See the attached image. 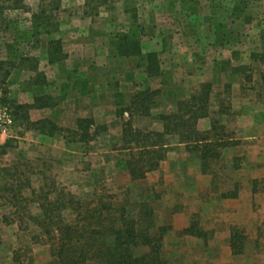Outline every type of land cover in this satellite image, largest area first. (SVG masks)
Segmentation results:
<instances>
[{"label":"rangeland","instance_id":"374dc122","mask_svg":"<svg viewBox=\"0 0 264 264\" xmlns=\"http://www.w3.org/2000/svg\"><path fill=\"white\" fill-rule=\"evenodd\" d=\"M42 1L48 4L52 0H22L23 7L18 10H14L10 3L4 5L3 23L0 25V62L17 64L21 56L34 59L38 61L40 69L47 70L52 81L53 73L47 68L52 63L41 49L49 38L44 35L33 36L35 32L31 30V16L38 12ZM57 1L60 2V9L53 14L57 15L62 31L59 30L52 37L59 38L61 34L64 43L71 46L74 43L82 44L80 38L85 37L88 31L95 38L90 45L99 48L95 59L105 65L98 72L90 71L88 76L95 81L100 77L104 84L100 87L107 92L120 88L130 95L147 87L141 69L133 68L134 59L124 63V60L112 56L117 34L130 28L133 21L141 30L144 51L163 52L159 53L162 72H166L165 77L172 74L175 84H179L182 74L195 70L193 67L183 68L180 63L166 69L169 63L165 53L177 45L214 47L226 43L230 46H249V49L264 46V0ZM122 11L126 17L121 15ZM195 31L199 32L198 36ZM208 57L211 58V55ZM244 58L243 64L248 58L253 64L249 63L247 71L246 67L238 71L248 75L251 82L254 81L249 85L250 96L253 97L261 88V84L256 82L264 65L255 63L257 58ZM204 68L206 72L208 67ZM7 69L9 65H4L0 79ZM16 76L17 73H14L4 85L0 81V101L4 90V100H7L5 105L1 102L0 105L10 110L13 118V127L6 140L7 147H0V180L9 178L11 181L19 173L18 177L22 180L29 178L31 189L22 191L24 197L30 200L26 207L27 215L39 214L37 204L41 202L37 203V198L31 197L30 193L34 190L38 194L41 189H56L60 193L72 194L82 206L81 213L98 208L99 203L115 209L125 207L136 213L141 203H147L155 213L157 225L167 229L162 240L168 262L264 264V139H259L261 132L252 131L248 134L240 129L230 132L240 144L227 148L224 154L222 151L221 161L214 167L217 172L216 189L210 180L208 183L210 176L199 174L198 155L177 147H167L165 161L155 172L148 174L144 180L132 182L125 169L127 153L116 150L120 133H115V128L121 129L120 125L128 120L125 114L121 116L123 109L107 108L104 118L107 123H100L101 116L92 118L95 127L103 125L107 132L100 134L98 131L95 138L85 145L73 143L65 148L66 143L58 135L40 145L34 132L27 131L13 116L11 102L17 103L18 95L19 79ZM184 78L187 79L186 76ZM221 86L222 83L218 81L213 93L220 94ZM177 88L173 92L177 93ZM58 96L63 98L60 94ZM59 97L53 98V102H58ZM167 97L170 98L169 95ZM214 99L218 100L217 95ZM252 102H255L253 106L256 107V99ZM169 103L160 96L155 102L154 114L171 110ZM156 108L158 111H155ZM215 117L220 121L224 119ZM113 119L115 121L111 122ZM256 119L260 121V118ZM224 120L229 123L228 118ZM151 124L146 118L135 117L133 120V126L144 131H149ZM166 143L173 145L177 143V138L171 136L166 139ZM183 156L187 162L182 161ZM235 159L238 161L234 164L238 167L233 170ZM4 169L7 172L3 174ZM255 172L262 177L253 178ZM240 179L246 184L242 185ZM240 189L250 190V195L246 197L247 207L237 201ZM234 192L237 194L234 199L221 197V194ZM226 201L232 202L233 208L224 211L225 207H222V211H219L218 206ZM4 205L0 198V264H47L51 260L47 236L33 227L26 215L15 214L13 209ZM235 210L240 213L235 215ZM77 214V211L65 210L61 212V217L64 223H75V220L81 219ZM193 224L207 234L205 239L182 234ZM233 228L245 237L242 255H232L229 248L228 241ZM152 235L157 236L156 232Z\"/></svg>","mask_w":264,"mask_h":264},{"label":"trees","instance_id":"16d2710c","mask_svg":"<svg viewBox=\"0 0 264 264\" xmlns=\"http://www.w3.org/2000/svg\"><path fill=\"white\" fill-rule=\"evenodd\" d=\"M7 3H10L14 10L23 7L22 0H0V25L3 23L4 7H6L4 5ZM59 9L60 2L57 0L49 1L48 4L42 1L38 12L31 16V30L35 32L33 36L44 35L49 38L45 49L50 63L64 59L61 41L52 37L59 31L58 17L53 14ZM140 34L138 24L133 21L127 32L117 34L116 53L122 58L137 59L136 66L142 69L147 77H159L162 73L159 56L155 52H142ZM259 61L264 63V55ZM4 65H9V69L4 71L0 79L3 85L11 71L20 66L35 73L33 85L36 88L47 85L43 73L38 70V61L34 59L21 56L17 64L9 61L0 62V71L3 70ZM262 79L264 81V76ZM5 91L0 101L3 105L7 102L4 100ZM210 93V84L204 83L188 100L177 102L174 111L158 115L156 119L163 124L162 132L144 131L133 126L135 117H150L151 107L159 91L143 89L131 97L129 107L121 115L126 114L128 120L123 123L118 138L119 147L116 149L127 153L125 169L130 181L144 180L146 174L159 168V164L168 152L165 138L174 136L186 152L198 155L201 174L211 176V185L215 188L217 172L214 167L221 161L222 151L236 147L240 142L235 140L218 120L212 119L206 131L201 132L197 129V122L209 117ZM11 104L15 120L27 131L49 137L60 135L67 143L85 145L95 138L98 131L100 134L107 132L105 126L95 127L91 119L77 120V128L73 131L58 128L46 119L30 121L29 111L51 108L55 105L49 96L36 95L31 104H17L13 101ZM6 147L5 144L2 149ZM236 161L238 160H233V170L238 167L234 164ZM2 172L4 174L7 170L4 169ZM18 176L11 181L9 178L0 180V198L6 206L14 210L13 213L26 215L30 224L47 236L51 258L47 264H180L166 260L162 239L167 229L157 225L155 213L149 204L141 203L137 212L133 213L125 207L115 209L110 205L99 203L98 208L84 210L81 213L82 206L75 201L72 194L60 193L56 189L50 191L41 189L38 194L34 190L30 193L31 197L37 198V203L41 202L37 204L39 214L27 215L26 207L30 200L24 197L22 191L31 189V186L28 177L22 180ZM236 196L235 192L221 194L224 199H234ZM65 210L77 211V216L81 217L80 221L64 223L61 212ZM153 232H156V237L152 235ZM182 234L202 239L207 237V234L199 230L196 224L185 229ZM228 243L232 255L238 256L244 253L246 240L238 229L231 230Z\"/></svg>","mask_w":264,"mask_h":264},{"label":"crops","instance_id":"0c3cea01","mask_svg":"<svg viewBox=\"0 0 264 264\" xmlns=\"http://www.w3.org/2000/svg\"><path fill=\"white\" fill-rule=\"evenodd\" d=\"M121 15L126 17L124 11H122ZM59 30L62 31V29ZM128 30L129 28L121 31V33L127 32ZM86 33L87 34L85 37L83 36L82 38H80L82 44L74 43L71 46L64 43V39L61 34H59V38H55L59 39L62 43L64 59L60 62H55L47 65V68L50 69V71L53 73L52 81L49 80L47 70L45 69V71L43 68L40 69L38 67L39 72L43 73L45 77V80L47 82L46 86L36 88V86L33 85L35 73L29 71L28 69L22 68V66L17 67L11 71L6 82L11 79L14 73H17L18 77H16L19 79L17 82V104H31L36 95L49 96L52 99L55 97H59V94L60 96H63V98L59 97L58 102H56L55 105L51 108L34 109L29 111L28 115L30 121L35 122L46 119L54 123L58 128L73 131L77 128V120L79 119L93 120L92 118H98L99 116H101L100 123H107L104 121L107 108H109L110 110H125L129 107L131 97L136 92L132 94L129 92L130 95H126L127 92L125 94V92H123L120 88L118 90L107 92L103 90V87H100V85H104L103 80L100 81V77H98L95 81L88 76L90 71L98 72L100 69H104L105 65L104 62H99L95 59L97 53H99V48L97 49L96 46L90 45V43H94L95 38L89 35L88 31ZM197 33L199 32L195 31L196 35ZM103 37H105V34L103 35ZM80 39L78 42H80ZM196 39L197 38L195 37V40ZM45 46L46 45L42 46L41 49L42 52L46 54ZM256 47L257 46H254L253 49H249V46H230L226 43L216 44V46L214 47L208 45L202 46L200 44H193V46L184 44L179 46L177 45L171 50L168 49L169 51L167 50L166 53L164 51L169 63L166 69H170L172 65L176 66V64L180 63V66L183 68L193 67L195 68V70H188L186 73L182 74V79H180L181 82L179 81V84H175L172 74L169 73L165 77L166 72H162L161 63L160 69L162 73L159 77L149 78L143 73V77L148 83L145 89L159 91V95L155 98L154 104L151 107L150 117L146 118L152 122V127L149 131L162 132L163 124L159 122L156 117L160 114H167L174 111L176 109L177 102L188 100L191 94L199 90L200 85L207 83L211 86L209 99V117L200 119L197 122V129L199 131L202 132L208 130L211 120H217V118L215 117L217 116L218 118H228L229 123H227L224 119H221V121L218 120L219 124L222 125L227 132H232L233 130L235 131L236 129H240L241 131L248 132L249 134L252 131H257L261 132V136L259 139H264V81L262 79V76H264V70L262 71V73H260V78L256 82L257 84H261V88L258 89L259 91H256V94L253 97L250 96L251 87L249 85H251L254 81L251 82L248 75H245V73L238 71L241 70V67H246L247 71V69L250 68L249 63L253 64V62H251L249 58L248 60H246L245 64H243V61L246 58H244V56H251V58L253 59L257 58V60H255L254 62L260 64L261 66L264 65V63L259 61V58L264 55V46H260L259 48L257 47L258 49H256ZM167 48L169 47L167 46ZM141 49L143 53L155 52L158 54V56L159 53H163L161 52V50L159 52H157V50L144 51L143 46L141 47ZM88 54H91L92 57L89 58ZM208 55H211V58H209ZM112 56H117L121 60H124V63L131 60L133 61L134 59L135 67L134 62H132L133 68L139 69L136 66L137 59L132 57H119L116 53L115 48ZM197 59H199V61H197ZM200 63L203 65H200ZM205 66L208 67L206 72L204 68ZM97 76L99 75L97 74ZM185 76L187 77V79L184 78ZM187 80H189V82H187ZM218 81L222 83V90L221 92L219 90L220 94H215L213 93V91ZM185 82H187L188 85L185 84ZM174 86L179 87L177 88L179 89L177 93L173 92L175 88ZM167 95H169L170 98H168ZM215 95H217L218 97L217 101H215L214 99ZM160 96H163L165 100L168 101V103L170 102V107H172L171 110H168L166 113H161L159 111V113L154 114V106L156 105L155 102ZM116 97H119V99L117 100ZM255 99L257 101L256 107L253 106L255 102H252L255 101ZM155 111H158V109ZM124 116L126 117L127 115L125 114ZM256 118H260V121ZM94 121L95 120H93V122ZM114 121L115 119H113L111 122ZM110 123L108 124L109 129H111ZM120 126L121 129L120 127L117 130L115 128V133L121 134L123 124ZM34 134L40 141H38L40 145L44 144V141H47L50 138L54 137L42 135L37 132H34ZM58 136L61 137L60 139H63L66 143L65 148L67 145L73 144L67 143L63 136ZM7 138L8 137L6 136H0L1 148L5 144H7ZM167 138L169 137L165 138L166 147H177L182 149L184 148L183 145H180L178 143L168 145L166 143ZM226 150L227 149L223 150V154ZM181 159L183 162L186 161V158L184 156ZM161 163L159 165H161ZM257 173L258 172H255L253 174V178L262 177ZM148 174H146V176ZM199 174H201L200 170ZM197 177H200V175L197 174ZM209 180L211 181V179H208V183ZM240 182L242 183V185L246 184L243 179H240ZM249 191L246 189L239 190L237 201L241 202L243 207H245V205L246 207L248 206L246 197L250 195ZM233 205L234 204L229 201L221 202V206H218L217 209L219 211H222V207H225L224 211H226L228 208H233ZM235 211V215H238V213H240L239 210Z\"/></svg>","mask_w":264,"mask_h":264},{"label":"built area","instance_id":"2783aa9c","mask_svg":"<svg viewBox=\"0 0 264 264\" xmlns=\"http://www.w3.org/2000/svg\"><path fill=\"white\" fill-rule=\"evenodd\" d=\"M13 127V118L10 110L0 105V136L8 137Z\"/></svg>","mask_w":264,"mask_h":264}]
</instances>
